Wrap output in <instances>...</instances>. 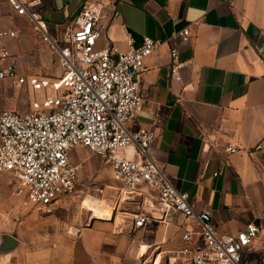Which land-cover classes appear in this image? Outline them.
Returning <instances> with one entry per match:
<instances>
[{
    "label": "crops",
    "instance_id": "crops-1",
    "mask_svg": "<svg viewBox=\"0 0 264 264\" xmlns=\"http://www.w3.org/2000/svg\"><path fill=\"white\" fill-rule=\"evenodd\" d=\"M83 1L31 0V6L58 40L64 28L75 22ZM102 2L103 30L96 48L111 42L126 50L127 36L134 47L145 37L161 42L145 59L146 69L138 78L142 102L127 128L155 132L149 157L188 195L197 211L209 214L219 232L235 234L250 223L264 227V150H252L264 138V0ZM183 28L190 32L185 42L178 34ZM0 30L16 32L0 45L9 51L6 63H12L20 75L47 77L34 68H61L56 52L42 41L32 21L17 15L7 0H0ZM173 47L182 63L179 81L170 76ZM189 82L193 86L183 90ZM0 85L4 89L0 111L24 113L26 99H17L16 87L9 81ZM21 88L32 99L41 92L26 85ZM228 146L242 149L230 153ZM76 152L86 154L80 147L70 150L71 161L79 163ZM120 154L138 157L133 148ZM97 166V160L90 163L91 168ZM106 169L102 193L94 190L80 199L86 214L81 211L75 217L76 236L63 264H188L175 252L182 246L181 235L198 226L181 214L162 216L155 193L147 188L129 196L119 193L122 185L112 177L111 168ZM87 197L101 201L108 214L96 215L84 208ZM73 200L63 198L56 207L66 211ZM137 212L149 218L141 227L134 226ZM199 240L194 235L190 244ZM262 255L264 233L243 250L242 264H260Z\"/></svg>",
    "mask_w": 264,
    "mask_h": 264
},
{
    "label": "built area",
    "instance_id": "built-area-1",
    "mask_svg": "<svg viewBox=\"0 0 264 264\" xmlns=\"http://www.w3.org/2000/svg\"><path fill=\"white\" fill-rule=\"evenodd\" d=\"M7 3L17 15L32 21L42 41L56 52L62 69L55 78L20 75L12 63H6L9 51L0 45V82L43 92L40 100L34 96L27 112L0 111V175L12 177L15 192L42 213H52L56 204L76 189L81 163L71 161L69 152L83 147L111 168L112 177L122 185L119 193L129 196L147 188L155 193L162 216L181 214L198 226L181 235L182 246L175 255L185 258L188 264H242L243 250L264 233V227L250 223L235 234L219 232L209 214L197 211L188 195L180 192L149 157L155 132L127 128L142 102L138 78L146 69L145 59L160 48L161 42L145 37L134 47L127 36L126 50L111 42L96 48L103 30L102 0H84L75 22L64 28L58 40L51 37L31 0ZM178 34L185 42L190 32L183 28ZM15 36L14 30H0V42ZM177 54V49L171 48L170 76L179 81L182 63L177 61ZM192 86L189 82L183 90ZM49 89L53 95H48ZM3 93L0 85V99ZM126 148H133L138 157L122 156L120 152ZM241 149L228 146L226 150L234 153ZM252 150H264V138ZM148 221L145 213L134 214L135 227ZM194 235L200 240L190 244ZM260 264H264V255Z\"/></svg>",
    "mask_w": 264,
    "mask_h": 264
},
{
    "label": "rangeland",
    "instance_id": "rangeland-1",
    "mask_svg": "<svg viewBox=\"0 0 264 264\" xmlns=\"http://www.w3.org/2000/svg\"><path fill=\"white\" fill-rule=\"evenodd\" d=\"M34 69L37 74L50 78L61 73V68ZM14 91L15 94L18 92V100L26 99L23 111L27 112L32 94H28L25 88H14ZM53 94L49 89L48 95ZM42 97L41 92L35 94L37 100ZM18 111L21 112L19 109ZM80 149L86 155L76 152V162L81 163V169L75 191L66 197L74 198L73 204L66 211L56 207L50 214L42 213L38 207L26 203L24 197L15 192V183L9 175H0V264H63L64 259L70 256L71 245L76 236L75 227L79 224L75 217L83 211L80 199L87 193L94 190L98 192L104 187L108 167L86 148ZM95 160L98 161V166L91 168L90 163ZM83 213L86 214V211ZM4 235L16 239L14 248H1Z\"/></svg>",
    "mask_w": 264,
    "mask_h": 264
},
{
    "label": "bare ground",
    "instance_id": "bare-ground-1",
    "mask_svg": "<svg viewBox=\"0 0 264 264\" xmlns=\"http://www.w3.org/2000/svg\"><path fill=\"white\" fill-rule=\"evenodd\" d=\"M83 207L93 211L94 214L96 215H103L107 214V209L103 205L101 201H96V199H91L89 197L86 198V200L83 202Z\"/></svg>",
    "mask_w": 264,
    "mask_h": 264
},
{
    "label": "water",
    "instance_id": "water-1",
    "mask_svg": "<svg viewBox=\"0 0 264 264\" xmlns=\"http://www.w3.org/2000/svg\"><path fill=\"white\" fill-rule=\"evenodd\" d=\"M262 54H264V50L261 51ZM16 244V239L10 235H4L3 241L1 243V248L8 250L14 248Z\"/></svg>",
    "mask_w": 264,
    "mask_h": 264
}]
</instances>
